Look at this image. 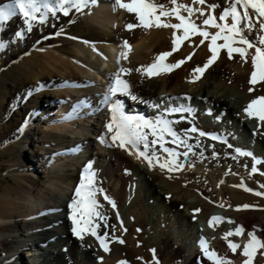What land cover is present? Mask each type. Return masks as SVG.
Returning <instances> with one entry per match:
<instances>
[{
  "label": "bare ground",
  "instance_id": "bare-ground-1",
  "mask_svg": "<svg viewBox=\"0 0 264 264\" xmlns=\"http://www.w3.org/2000/svg\"><path fill=\"white\" fill-rule=\"evenodd\" d=\"M218 1L221 0H206L204 6L193 5L192 0H178V3L203 8L207 14L210 12L207 6L218 5ZM222 1L215 9L214 15L217 17L230 4V0ZM11 2L0 0V6ZM155 3L172 7L170 0H155ZM91 10L93 16H99L103 22L104 19L106 22L119 20L117 16L120 17L119 26L135 22L132 14L120 9L114 12L112 0H98V5ZM76 14L73 11L69 16L59 13L55 17L49 16L46 23L37 24L30 33H26L23 40H17L15 36L20 28L13 35L8 34L11 28L22 22V17L16 16L7 22L9 25L1 35L15 38L8 40V46L0 49V122L3 123L0 138L4 137L2 153L10 158L5 175L13 180L0 192V251H3L0 264H100L101 257L103 264H119L122 260L127 264H153L152 250H155L160 264H212L202 253L199 239L190 246L184 243L187 238L198 235L200 229L196 233L180 228L178 235L171 231L173 223L169 221L176 220L173 214L177 212V207H182L185 220L198 217L208 223L212 216H219L225 221H233L219 223L213 228L208 226V240L207 236L204 240L210 251L232 260L234 264H242L244 257L233 254L227 243L231 241L243 246L251 233L264 240V197L238 187L243 183L254 191L264 193V187H261L264 185V175L260 174L264 172V163L257 165V174L250 175L251 158L232 159L234 149L240 148L264 161V155L260 152V149H264V125L257 127L258 122L249 119L243 111L252 99L264 95V85H257L256 90L248 92L252 71L250 60L244 64L235 55L229 60L226 51L222 50L216 62L192 83L193 70L202 67L211 56L208 41L201 45L202 38L195 36L185 41L179 51L168 57L166 63L175 64L194 53L190 60L169 74L149 79L135 69L153 63L158 54L172 50V29L154 28L145 32L138 28L129 32L126 28H119L116 36H113L97 29L90 21H82ZM250 15L255 23L256 14L250 10ZM204 18L198 13L193 16L197 24H202ZM170 22L178 23L174 19ZM258 28L257 24V31L245 32L249 40H255L260 34ZM207 30L213 34L217 31L214 28ZM124 40H128L132 47L129 60L121 65L110 64L108 51L120 47ZM12 44L13 48H9ZM34 49L40 52H32ZM250 51L254 52V49ZM106 64L109 69H104ZM119 66L133 69L131 75L123 78L128 80L132 93L138 97L135 101L130 97H118L127 115L152 121L163 118L164 113L160 108L163 102L181 101V106L191 110L184 113L169 111L167 118L173 122V130L193 146L195 155L189 154L190 160L183 171L167 173L159 168L150 170L146 163L135 159V153L130 156L119 148L100 142L101 137H106L111 143V134L105 128L110 113L105 110L107 105L103 97L110 83V75ZM91 69L103 80L85 78L86 71ZM60 75L72 77L73 80H60ZM74 86L75 90L71 89ZM11 93L17 96L11 109L19 107L23 112L16 114L15 118L1 112L2 104ZM42 93L45 98H53L44 110L59 107L55 116L36 117ZM198 95L209 103L207 107L198 106L202 119L195 111L196 106H192ZM18 97L25 100V104L18 103ZM77 97L82 99L76 101ZM54 100H59L57 107ZM209 112L216 125L203 120V114L207 116ZM235 117L241 122L238 126L229 124ZM247 121L252 122L259 144L248 142L245 138L242 140ZM11 123L15 125L11 127ZM241 126L243 129L239 130ZM193 127L198 132L206 133L205 137L200 138L190 132ZM235 135L241 136V139L238 140ZM211 136L220 139L213 140ZM149 139L152 137L149 136ZM165 139L166 147L175 148L181 153L186 151L183 146L177 147L171 143V137L166 136ZM221 140L227 143H221ZM28 143L36 150L31 162L24 161L22 155V146ZM228 144L233 147L229 148ZM160 155L167 158L166 154ZM180 159L184 158L181 156ZM89 163H93V170L97 173L96 187L103 190L96 199L100 205L98 211L107 220L98 221V233L107 234L109 253L103 252L93 237L86 235L80 241L70 230L68 204L80 179L78 184L73 182L77 181L79 167L83 174V169ZM140 173L143 179L139 178ZM68 175L71 178H64ZM169 176L172 178L169 179ZM112 180L114 185L110 186ZM143 181L150 188V196L163 202L167 217H170L169 220L162 216L159 227L155 225L154 228L148 217L150 206L144 204L143 189L146 185ZM105 195L115 203V208L104 199ZM242 205L251 207L237 211ZM217 208L221 211L216 215L212 212ZM123 212H129V222L121 217ZM237 227L243 229L244 235L229 237L228 241L223 239L225 233ZM117 238L124 243L115 242ZM25 252L28 261L22 263ZM254 264H264V255L258 252Z\"/></svg>",
  "mask_w": 264,
  "mask_h": 264
},
{
  "label": "snow or ice",
  "instance_id": "snow-or-ice-1",
  "mask_svg": "<svg viewBox=\"0 0 264 264\" xmlns=\"http://www.w3.org/2000/svg\"><path fill=\"white\" fill-rule=\"evenodd\" d=\"M171 8H166L163 4L155 3V0H112L113 11L117 9L123 10L134 15L135 22L127 23L126 31L132 32L135 29H142L147 32L151 29H172V50L160 53L156 56L153 63L147 66H140L135 69L141 76H147L149 79L169 74L175 69L181 67L186 60H190V54L186 60L177 61L175 64L166 63L168 57L179 51L185 41L191 40L195 36L202 39L200 44L203 45L208 41V51L211 56L202 66H198L193 70L194 79L190 82L195 83L199 80L204 72L211 67L219 58L222 50L226 51L227 58L232 60L238 56L242 63L247 64L250 60L252 71L248 80L250 85L248 92L252 93L256 90L257 85H264V0H230L229 7L225 8L217 17L214 15L218 5H208L209 13H205L203 8H196L187 4L178 3V0H170ZM193 5H206V0H192ZM98 5V0H12L11 3L0 6V31L4 25L13 17H22L23 31H17L15 36L17 40H23L26 33H30L37 24L46 23L49 16L55 17L58 13L63 16H69L73 11L77 14H84L85 10ZM250 10L256 14L254 18L250 15ZM182 13H187L184 15ZM199 14L205 17L202 24H197L193 16ZM174 19L178 23H171ZM230 19V23H229ZM259 25V35L255 40H249L245 32L257 31L256 25ZM208 28L217 29L213 34ZM179 33V35L177 34ZM60 33H57L59 35ZM223 43H218V41ZM5 46L3 41H0V49ZM123 50L117 58V65H121V59L128 61L132 52L131 44L128 40H124L119 45ZM254 49V52L250 51ZM93 51H96L93 48ZM100 54V53H98ZM102 55V54H101ZM133 69L119 66L118 70L109 77L110 83L104 94V102L107 105V111L110 113V119L105 124L107 133L110 135V141L106 137H101L100 142L108 147H116L125 151L132 156L135 153V159L142 163H146L150 170L159 168L162 172L173 173L183 171L185 169V161L192 152L193 146L188 144L187 139L181 138L172 128V121L167 119H157L155 121L146 120L141 116L127 115L124 111V106L118 97H130L132 100H137L138 97L132 93L131 85L128 80L123 77L132 74ZM170 113L190 112L189 108L184 106L172 108ZM244 113L249 119H255L257 127L264 125V95L252 99L244 108ZM190 132H197L193 127ZM200 136H205L206 133L199 132ZM149 136L152 139H149ZM171 137V143L177 147L183 146L186 151L178 152L175 148L166 147L165 137ZM210 139L219 140V137L211 136ZM221 143H227L224 140ZM159 145V149H157ZM199 147V145H197ZM229 148L233 146L228 144ZM235 155L233 160L238 157H249L253 163L250 168V175L257 174L259 169L257 165L264 163L256 158L252 152L240 148L234 149ZM160 153L166 154L167 158H163ZM202 155V153H201ZM215 155V154H214ZM183 157L182 161L180 157ZM247 168L248 166L245 165ZM264 175V172H260ZM97 173L93 170L92 163H89L84 169L78 186L74 189V195L71 202L68 204L69 215L68 220L71 222V233L80 241H83L85 236L93 237L99 244L100 249L105 253L110 252L108 237L105 233L100 235L98 229L100 223L98 221H106L107 217L103 216L98 208L100 205L96 199L97 194L103 190L96 187ZM169 179L172 177L169 176ZM223 183V181H221ZM234 187H236L234 185ZM238 187L246 192H252L256 196L264 197V193L254 191L243 183ZM264 187V185H261ZM104 199L113 206L115 203L107 196ZM223 207L224 205H219ZM250 205L239 206L236 210H247ZM197 212L199 209L196 210ZM119 218V216H118ZM223 222L233 223L231 220L225 221V218L212 216L208 220V226L213 228L215 225ZM121 227L123 223L121 222ZM126 231V229H125ZM244 231L237 227L233 231L225 233L223 239L228 241L229 237L242 236ZM115 242L123 244L122 239L117 238ZM199 247L212 264H234V262L226 257L219 256L214 251H210L205 240L199 242ZM228 249L233 254H239L244 257L242 264H254L258 252L264 255V240L251 233L248 237V242L241 246L238 243L229 241ZM238 250L239 253H238ZM153 251V264H160L155 257ZM100 264H103V257L100 258ZM119 264H127L126 261H119Z\"/></svg>",
  "mask_w": 264,
  "mask_h": 264
},
{
  "label": "rangeland",
  "instance_id": "rangeland-1",
  "mask_svg": "<svg viewBox=\"0 0 264 264\" xmlns=\"http://www.w3.org/2000/svg\"><path fill=\"white\" fill-rule=\"evenodd\" d=\"M223 1L221 0V1H218L217 2V4L219 5V4H221ZM212 3V2H211ZM217 8H219V7H217ZM118 11H116V13H117ZM76 15H79L80 17H78V18H81V20L83 21L84 20V22H86V21H90L92 24H95L96 25V27H98L97 29H99V30H103V31H105L104 33H110V34H112L113 36H116L115 34H116V31H117V29H119V28H125V25L123 24V25H121V26H119V20H120V17H118L117 16V18H119V20L118 19H116V20H113V21H111V19H110V21L111 22H113V23H110V21L109 20H107V22H106V20L104 19V22H106L105 24H104V22H103V20H102V18L100 19L99 18V16H93L94 15V13L92 12V10L91 11H89V10H87V12H85L84 14H76ZM97 19L98 21H96L95 19ZM78 18L77 17H75V20H78ZM12 19H15V17H13ZM92 19V20H91ZM100 19V20H99ZM74 20V22H76ZM9 21H11V19L9 20ZM8 21V22H9ZM102 21V22H101ZM69 23V22H68ZM61 24V23H60ZM8 23H6L5 25H4V27H3V30L2 31H0V41H3L4 42V44H5V47H7L8 46V43H9V41L8 40H12L13 41V39L15 38V37H12V38H10L9 39V37H8V35H6V36H2L1 37V35H2V33L5 31V28L6 27H8ZM62 25V24H61ZM17 28H20V31H23V28H24V26H23V23L20 21V24H18V25H15L13 28H11L10 29V31H8L9 33L8 34H14L15 33V30L17 29ZM15 42V41H14ZM25 45H26V43H25ZM9 48H13V44L11 45V47H9ZM119 48V49H118ZM118 48H113L112 50L113 51H115L116 52V54H117V56L116 57H114V59H111V60H113V61H111V62H109L110 64H117L116 63V61H117V58H118V56H119V53L123 50L121 47H118ZM32 52H40V51H37V50H33ZM110 52V51H109ZM111 53V52H110ZM112 54H110V56H111ZM111 58V57H110ZM123 61L124 60H122L121 59V64L123 63ZM1 65V64H0ZM104 69H109L108 68V64H106V66H105V68ZM88 71V72H87ZM86 71V73H85V75H84V77L85 78H89V79H94V78H98V74H96L97 72L95 71V70H87ZM99 80H103L102 79V77H99L98 78ZM60 80H65L66 82H72V80H73V78L72 77H67L66 78V76L65 75H60ZM75 88V86L73 87V88H71V89H73V90H75L74 89ZM56 89H58V88H56ZM9 97H6V99H5V102H4V104H2L3 106H2V110H1V112H2V114H10L12 117H10V118H15V117H17V115L16 114H22L23 112L21 111V109L18 107V109L17 108H12L11 109V104H13V99H15L17 96H16V94L14 95V94H9L8 95ZM80 96V95H79ZM198 98H196L197 100H196V104L197 105H200V107H203V102L204 103H207L208 104V100H203L202 99V96H197ZM77 99L78 100H80V99H82V98H80V97H77V98H75V100L77 101ZM51 100L53 101V98H49V97H47V98H45V95L42 93V95L40 96V99H39V102H40V108H39V110H38V112H36V117L37 116H43L44 118H45V116L47 117V118H50L51 116H55V114H56V110L59 108V107H57L58 105H59V100H54V105H56V107L57 108H52V107H50V109H46V110H44L45 108H47V106H49L50 105V102H51ZM20 102V104H25V100H23V99H21L20 97H18V103ZM41 103H42V105H41ZM199 103V104H198ZM44 105V106H43ZM202 105V106H201ZM43 106V107H42ZM207 107V106H206ZM149 110H150V108H149ZM42 112H43V114H42ZM46 112V114H44ZM61 113V112H60ZM59 113V114H60ZM16 115V116H15ZM237 115V114H236ZM50 116V117H49ZM239 116V115H238ZM17 119V118H16ZM240 122V120H239V118H233L232 119V121L230 120L229 121V124H233V125H235V126H238L237 124ZM249 122V123H248ZM241 123V122H240ZM252 124V122L251 121H247V124L245 125L244 124V126H245V128H246V131H244V129L242 128L243 126H241L240 127V129L239 130H241V129H243V136H242V140H244V138L245 139H247L246 141H248V142H253V143H255V144H259V140L257 139V137H255V131H254V129L252 128L253 127V125H251ZM3 126V123H1L0 122V126ZM13 125H15V123H11V127L13 126ZM44 125V124H43ZM225 125V124H224ZM36 126V124H34V127ZM230 128V127H229ZM250 131V132H249ZM235 136H237V135H235ZM240 137V138H239ZM4 138V137H3ZM3 138L1 139L0 138V171H1V174H0V192H1V190L3 189V187L4 186H6V185H8V184H10L13 180L10 178V177H8L9 175H5L6 174V172L8 171L7 170V168L9 167V165H10V162H8V160H10V158H9V156H7V155H4L3 153H2V150L4 149V147H3ZM237 138H238V140L239 139H241V136H237ZM23 147V149H22V155H23V159H24V161H26V162H31L32 160H34V158H35V156H34V154H35V152H36V150H34V148L30 145V143H28V144H26V145H23L22 146ZM260 152L264 155V149H260ZM6 160V161H5ZM82 163H84V161L82 160L81 161ZM82 165V164H81ZM82 172V170H81V166L79 167V171H78V173L76 174L77 175V181L76 182H73V183H75V184H78L77 182L79 181V179L81 178V176H82V174H80ZM3 174V176H1ZM60 175H62L63 176V174H61L60 173ZM143 175L140 173L139 174V178L140 179H143V177H142ZM138 177V176H137ZM64 178H67V179H69V178H71L70 177V175H68V176H65ZM68 182V181H67ZM71 182V183H72ZM110 182V181H109ZM142 183H145V189H143V190H145L144 191V194H143V196H144V204H146V205H149L150 206V208L148 209V217L149 218H151V225H153V227L155 228V225L156 226H160V222L162 221V216H164L166 219H169L170 220V217H167L168 216V212L165 210V206H164V204H163V202L162 201H159V200H157V199H155V198H153V197H151L150 196V188L148 187V185H147V182L146 181H143ZM114 185V181L112 180L111 182H110V186H113ZM177 212L175 213V214H173V215H176V217H175V221H172V220H170L169 222L172 224L173 223V228H172V232L174 233V232H176L177 233V235H178V231L180 230V228H183L184 229V231H192V232H196V233H198V231H199V229L201 230V231H199L200 233H198V235H196V236H194V237H190V238H187L186 240H185V245L186 246H190L189 244H195L196 243V241L198 240V241H201L202 239L204 240V238L206 239V236H207V233H206V230H207V228H208V223H207V221L205 220V219H200L199 220V218L198 217H196V218H192V219H188V220H185L184 218H183V215H184V213H183V211H182V207H177ZM221 211V209L220 208H217V209H215L212 213H215L216 215L219 213ZM129 215V212H123L122 214H121V217H124V219L126 220V222L128 221H130V217L128 216ZM120 216V215H119ZM171 216V215H170ZM188 218V217H187ZM178 220V222H176ZM197 220V221H196ZM199 221V222H198ZM204 221V222H203ZM204 225V226H203ZM204 227V228H203ZM203 229H204V231H203ZM153 232H154V230H152ZM204 233H203V232ZM200 234V235H199ZM203 234V235H202ZM154 235H156V233H154ZM176 235V236H177ZM202 238V239H201ZM52 241H54V239L52 238L51 239ZM182 240H184V239H182ZM207 240H208V236H207ZM64 249H67V247H65ZM2 253H3V251H0V257H1V255H2ZM22 259H24V260H22V263L23 262H27L28 261V258H27V252H25V255H22ZM26 259V260H25Z\"/></svg>",
  "mask_w": 264,
  "mask_h": 264
}]
</instances>
